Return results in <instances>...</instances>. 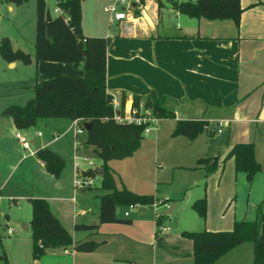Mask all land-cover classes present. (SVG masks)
Listing matches in <instances>:
<instances>
[{
  "label": "crops",
  "instance_id": "0c3cea01",
  "mask_svg": "<svg viewBox=\"0 0 264 264\" xmlns=\"http://www.w3.org/2000/svg\"><path fill=\"white\" fill-rule=\"evenodd\" d=\"M14 3L2 1V17L5 12L14 13ZM144 3L146 18L139 25L110 19L115 22V30L100 31L103 29L99 27L90 31L82 18V29L88 35L111 36L107 48L106 84L117 102L121 103L125 93V103L123 107L121 105L123 111H129L133 106L134 94L145 96L154 90L159 96H167L166 105L174 109L175 117H158L156 122H151L155 125L152 129L156 130L151 139L156 158L159 157L160 140L165 138L164 144L173 151L171 164L175 171H185L184 196L193 189L192 186L197 187L187 200L191 208H186L187 214L180 217L161 211L166 216L164 222L171 226L163 232L158 231L156 214L150 221L143 218L149 205L128 215L120 212L118 206L117 215L130 218V221L103 222L96 229H76L77 222H99L100 195L106 190L88 192L92 185L77 188L75 174L74 179L67 182V190H63L64 182L57 181L56 175L46 168L37 154L40 147L49 146L62 155L60 149L52 146L60 134L50 139L39 138L45 133L42 130L31 132L35 124L18 127L13 116L3 111L11 103L25 104L34 96L37 80L62 73L84 74L85 64L83 61L34 59L21 66V60L8 61V66L19 68L21 74L10 80L8 91L0 94V203L8 202L10 207L17 204L20 208L26 203L29 214L24 219L23 215L17 217L6 213L5 222H0L8 227L4 231L6 235L0 234L6 248L10 247L9 253L6 249L8 264H129L132 261L135 264H194L193 240L182 231L229 229L236 219H247L233 203L231 176L238 171L235 158L228 153L236 142L253 141L256 145V136L264 138V0H241L243 9L239 24L232 17L207 18L187 14L198 19H184L176 27L171 25L172 28L164 23L158 0H144ZM174 10L177 15L183 13ZM0 35L9 36L17 47L14 37L2 31ZM29 52L34 57L36 50L33 47ZM49 117L39 118L37 122H47ZM186 118H205L209 127L194 138L174 135L177 120ZM169 119V128L162 130L161 124ZM69 128L64 134L69 133ZM212 129L214 134L210 133ZM17 131L27 136L28 147L17 136ZM78 135L75 130L76 139ZM144 139L145 135L134 154L145 147ZM88 148L93 149V146H82L79 151ZM205 156L219 157L214 171L207 173L204 167H196L197 160ZM111 160L108 163L116 170ZM18 172L27 178L31 176L32 181L9 182ZM121 176L123 184L136 192L153 193L161 199L173 198L167 187L160 188L170 177L159 178L157 175L153 189H148L141 177L126 179L122 173ZM10 183L16 185L17 191L5 190ZM36 196L48 199L53 212L75 241L95 238L100 241L98 247L85 251L72 245H58L34 257L30 198ZM202 196L208 199L206 218L192 206L193 201ZM168 221H175V225ZM20 224L22 227H18ZM11 227L14 230L10 233ZM253 259L254 242L245 241L213 264H253Z\"/></svg>",
  "mask_w": 264,
  "mask_h": 264
},
{
  "label": "trees",
  "instance_id": "16d2710c",
  "mask_svg": "<svg viewBox=\"0 0 264 264\" xmlns=\"http://www.w3.org/2000/svg\"><path fill=\"white\" fill-rule=\"evenodd\" d=\"M22 3L26 0H2ZM158 0L159 4H163ZM175 9L192 15L207 18L232 17L237 24L242 12L241 0H171ZM70 15L67 21L62 15H52L47 19V0H37L35 56L21 48L14 47L9 36L3 35L0 40V55L7 61L21 60L29 64L34 59L81 62L85 64L84 74L62 73L37 80L35 94L25 104L11 103L3 113L13 116L18 127H29L36 124L39 118L49 116L80 118V123L91 122L80 142L83 147L93 146L101 158L103 172L89 167L86 172L101 175V188L106 192L100 195V213L98 223L75 224L76 229H96L103 222L130 221V218L119 217V205H150L158 197L153 193L136 192L125 184L117 185L115 170L109 160L124 158L134 154L141 146L146 127L151 120L129 121L115 117L114 95L107 90V48L111 36L88 35L82 29V0H62ZM125 93L121 105L124 106ZM167 96H159L156 91L148 95L134 94L133 106L141 109L150 107L157 117H175L173 108L166 105ZM123 111V108L121 109ZM85 126V125H84ZM209 127L205 118L178 119L173 130L174 135L196 137ZM86 128V127H85ZM210 133L214 134L212 129ZM82 146H79L80 148ZM38 156L46 168L59 175L65 158L49 146L40 147ZM229 156L235 158L237 171H244L250 179L262 169L256 157V145L253 141L236 142L230 149ZM219 164V157L205 156L197 160V166L204 167L207 173L214 171ZM32 216L30 225L33 238V256L39 257L49 248L72 245L79 250L91 251L98 247L100 241L86 238L75 241L73 235L53 212L45 197H31ZM192 206L200 216L206 218L208 199L206 196L195 199ZM164 215L156 214V222L161 223ZM185 236L192 238L194 247V264H213L219 257L236 245L254 242L253 264H264V202L257 207L254 219H236L229 229H196L184 230Z\"/></svg>",
  "mask_w": 264,
  "mask_h": 264
},
{
  "label": "rangeland",
  "instance_id": "374dc122",
  "mask_svg": "<svg viewBox=\"0 0 264 264\" xmlns=\"http://www.w3.org/2000/svg\"><path fill=\"white\" fill-rule=\"evenodd\" d=\"M48 5L53 8L55 1L47 0ZM113 0H82V18L83 24L87 29L93 31L100 27V31H105L104 29L110 28V30H115V22L110 20V12L104 9V6L112 2ZM162 14L164 16V23L176 27L180 23L183 22L184 19H190L192 21H196L197 17H191L187 14H179L177 15L174 8L172 7L171 0L162 1ZM15 11L14 13L8 14L5 12V16L1 18L0 24V32H6L12 37H14L17 41V47H21L27 51L35 49V41H36V20H37V0H26L24 3L18 5L14 3ZM2 11V7H1ZM161 14V13H160ZM21 66H24V63ZM21 74V70L19 68L13 69L8 66V61L4 59L0 55V94L4 91L9 90V82L12 78ZM140 116L145 117L151 122H156L158 117L155 113L152 112L150 107L144 108L141 106V109L138 113ZM151 118V119H149ZM169 120L163 121L161 124L162 130H167L169 128ZM155 126V125H153ZM70 127V128H69ZM69 128V133L64 134V130ZM224 128V127H223ZM75 129L76 125L73 122V119L70 117H59V116H50L47 122L40 121L37 122L35 126L31 129V132H37L38 130H42L45 133L44 137L39 138H54L57 133L60 134L59 138L55 139L52 146L60 149L62 155L65 157L64 166L59 175H56L57 181L64 182V189L67 190V182L69 180L74 179L75 174V166L73 164V156L77 151L76 148V138H75ZM156 132L155 129H152L151 132H145V147L140 149L137 153L132 157L125 158H115L111 160V164L116 169L115 175L116 180L119 186L123 184L121 173L124 175L126 179H133L136 177H141L144 179L145 187L148 189L154 187L155 177H170L168 183L161 185L160 188L167 187L169 191L172 193V199H167L171 207L167 208L162 203L159 204L158 208L155 207L154 204H150L149 211L144 213V219L146 221H150L155 218L156 211L159 212L165 211L166 213H173V216L179 217L185 216L187 214L188 208H191L187 202L188 197L192 194V190L197 188L196 186H192V190H189V193L184 196V184L183 180L185 176V171L178 170L175 171L173 165L171 164L173 160V151L171 148H167L165 143V138L160 140L159 144V157L156 158V150L154 147V143L152 141V136ZM220 134V132H217ZM205 134V133H204ZM85 134H79L78 139L83 138ZM204 136V135H202ZM256 145H257V157L258 160L262 164V169L257 171L252 178H248L244 171H238L236 175L231 176L233 179V203H235L238 207L239 212L244 213L247 219H254L256 217V209L258 204L264 200V138H258L256 136ZM83 155H87L90 159L94 160L97 165H100L102 160L93 149H82L79 151ZM160 159V160H158ZM161 163V164H160ZM84 167L87 166L86 163L83 164ZM161 165V166H160ZM175 171V177H174ZM194 174V173H192ZM196 174V173H195ZM32 177L27 178L23 176L21 172L16 173L9 182H31ZM75 181V180H74ZM76 186V185H75ZM91 186V185H90ZM92 188L88 189V192H100L103 191L101 188V175L98 174L92 184ZM15 186L13 184H7L5 190H15ZM77 187V186H76ZM78 188V187H77ZM80 188V187H79ZM70 195H73L72 193ZM158 198L156 201H159ZM232 203V204H233ZM187 210L185 211V209ZM119 210L124 214L125 211H129L132 214L134 212H138V207H131L130 205H119ZM6 213L20 217L23 215V218L28 214L27 204L24 203L23 207H18L17 204L10 205L5 203L4 205L0 203V222H5ZM29 215V214H28ZM162 214L160 213V216ZM166 216H164L161 224L168 225L167 221L164 222ZM175 225V221H168ZM160 224V225H161ZM18 227H22L21 224ZM158 227V226H157ZM8 227L0 224V234L4 233ZM162 232L164 231L161 230ZM6 235L5 233L2 235ZM3 239V237H2ZM0 238V264H8L7 262V252L5 241ZM10 247L7 249L9 253ZM11 253V252H10Z\"/></svg>",
  "mask_w": 264,
  "mask_h": 264
},
{
  "label": "built area",
  "instance_id": "2783aa9c",
  "mask_svg": "<svg viewBox=\"0 0 264 264\" xmlns=\"http://www.w3.org/2000/svg\"><path fill=\"white\" fill-rule=\"evenodd\" d=\"M55 4L53 8L48 6L51 15H62L65 20H70V15L67 12L66 8L61 5L62 0H54ZM1 3L2 0H0V24H1V18H2V11H1ZM104 9L106 11H109L111 16L110 19L112 21L119 20V21H125V22H131V24H141V22L146 18L147 13V7L144 3V0H113L112 2L107 3L104 6ZM1 40V35H0ZM114 106L116 108L115 111V117L119 120H135L138 122L146 121L145 117L140 116L137 112L138 109H136L134 106H131L129 111H122L121 103L117 102L116 100H113ZM142 106V105H141ZM151 119V118H149ZM74 124L76 125V134L84 133L86 128L84 125L80 123V118H74L73 119ZM153 128V124H149L145 132H149ZM41 134V131L39 132ZM17 136L20 138L22 143L25 146H29V140L25 134H23L21 131H17ZM82 146L80 140L76 139V148L77 151L74 154V165H75V185L79 187H87L94 183V180L96 178L95 175L88 174L86 172V169L89 167H97L99 165L96 164V162L92 159H90L87 155H83L79 152L80 147ZM84 163L87 164L86 167H84ZM162 203L167 208L171 206L170 202L167 199H159V201H155L153 204L156 208H158L159 204ZM131 207H137L139 205L137 204H130ZM125 214L128 215L129 211H125ZM156 214L159 216L160 212L157 210ZM158 223V231L170 229V225L161 224ZM14 228H9V232H13ZM129 264H135L134 261L130 262Z\"/></svg>",
  "mask_w": 264,
  "mask_h": 264
},
{
  "label": "water",
  "instance_id": "95a60500",
  "mask_svg": "<svg viewBox=\"0 0 264 264\" xmlns=\"http://www.w3.org/2000/svg\"><path fill=\"white\" fill-rule=\"evenodd\" d=\"M46 15H47V19H51L52 18V15L50 13L49 8L47 9ZM84 125H85L86 129L88 130L91 127V122L90 121H85ZM96 170H98L99 172H103L104 168H103V166L99 165V166L96 167ZM142 207H146V206L140 205L139 206V210H141Z\"/></svg>",
  "mask_w": 264,
  "mask_h": 264
}]
</instances>
